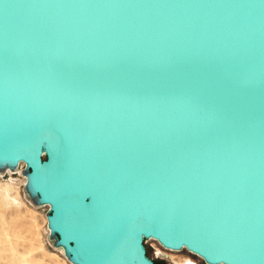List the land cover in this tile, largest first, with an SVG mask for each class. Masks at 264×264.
<instances>
[{"label":"water","instance_id":"1","mask_svg":"<svg viewBox=\"0 0 264 264\" xmlns=\"http://www.w3.org/2000/svg\"><path fill=\"white\" fill-rule=\"evenodd\" d=\"M72 264H264V0H0V170Z\"/></svg>","mask_w":264,"mask_h":264},{"label":"rangeland","instance_id":"2","mask_svg":"<svg viewBox=\"0 0 264 264\" xmlns=\"http://www.w3.org/2000/svg\"><path fill=\"white\" fill-rule=\"evenodd\" d=\"M24 182L18 173L0 175V264H72L50 241L48 207L31 203ZM151 244L146 243L147 251L156 264L197 262L185 249L157 259Z\"/></svg>","mask_w":264,"mask_h":264},{"label":"built area","instance_id":"3","mask_svg":"<svg viewBox=\"0 0 264 264\" xmlns=\"http://www.w3.org/2000/svg\"><path fill=\"white\" fill-rule=\"evenodd\" d=\"M24 165H20L13 173H18V174H20V175H22V178L25 180V177H24V175H23V172H24ZM24 185H25V182H24ZM146 243H147V245L149 244V243H153V244H151L152 246V248L154 249V252H155V258H157V259H161V260H164L165 259V257H164V253L166 254V252L168 253V252H171V251H169V250H166V249H164L159 243H157L156 241H154V240H147L146 241ZM201 263H204V264H206L202 259H200L199 257H197V262H193V261H189L188 262V264H201Z\"/></svg>","mask_w":264,"mask_h":264},{"label":"bare ground","instance_id":"4","mask_svg":"<svg viewBox=\"0 0 264 264\" xmlns=\"http://www.w3.org/2000/svg\"><path fill=\"white\" fill-rule=\"evenodd\" d=\"M14 171H11V170H9V169H6V170H0V175H5V174H7V173H13ZM27 196V195H26ZM27 198H28V196H27ZM29 199V198H28ZM31 201V200H30ZM31 203H33L32 201H31ZM59 250H61V251H63V253H64V250L62 249V248H58ZM171 252H175V251H171ZM176 253V252H175ZM188 261L189 260H185V262H186V264L188 263ZM191 262V261H190Z\"/></svg>","mask_w":264,"mask_h":264}]
</instances>
